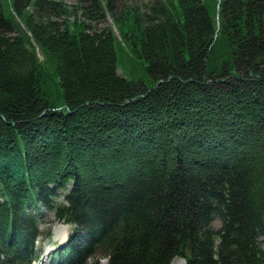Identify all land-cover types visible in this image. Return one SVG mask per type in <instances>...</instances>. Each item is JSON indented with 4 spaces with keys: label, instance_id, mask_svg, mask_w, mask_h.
<instances>
[{
    "label": "trees",
    "instance_id": "1",
    "mask_svg": "<svg viewBox=\"0 0 264 264\" xmlns=\"http://www.w3.org/2000/svg\"><path fill=\"white\" fill-rule=\"evenodd\" d=\"M38 204L50 264H264V0H0V264Z\"/></svg>",
    "mask_w": 264,
    "mask_h": 264
},
{
    "label": "rangeland",
    "instance_id": "2",
    "mask_svg": "<svg viewBox=\"0 0 264 264\" xmlns=\"http://www.w3.org/2000/svg\"><path fill=\"white\" fill-rule=\"evenodd\" d=\"M65 3L73 4L77 0H62ZM118 5L124 0H114ZM134 4H139L145 0H130ZM108 21L110 22V18L108 17ZM118 54V73L122 74L127 79L132 80L135 83L139 82H148V74L144 67V63L139 59H133L132 55L127 51V49H120L118 46L116 47ZM41 58V54H38ZM56 102H62V97L57 96ZM68 189V187H66ZM65 194V189H59L57 191L56 200L62 202L63 196ZM33 213L37 215V220L39 222V229L41 232H46L47 230H51V234L55 231L56 236L52 238V235L49 237H43L40 235L36 240V246L41 250L42 254V264H49V256L51 252H53L54 247H61L62 243H65V240L70 232V227L68 224L58 222L54 220V216L52 211L45 208L43 205L38 204V209H31ZM213 225L217 228L219 227V221H214ZM49 228V229H48ZM260 244L264 247L263 238H259ZM46 248V251H45ZM58 248V249H59ZM40 253V254H41ZM37 261L34 264H38ZM101 264H105V259L100 260ZM169 264H184L183 260L180 257H173Z\"/></svg>",
    "mask_w": 264,
    "mask_h": 264
}]
</instances>
